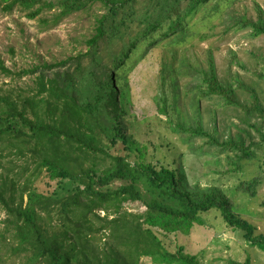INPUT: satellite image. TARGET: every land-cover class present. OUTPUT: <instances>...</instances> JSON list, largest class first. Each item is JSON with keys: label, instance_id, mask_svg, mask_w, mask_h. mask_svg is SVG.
<instances>
[{"label": "trees", "instance_id": "obj_1", "mask_svg": "<svg viewBox=\"0 0 264 264\" xmlns=\"http://www.w3.org/2000/svg\"><path fill=\"white\" fill-rule=\"evenodd\" d=\"M40 1L30 16L56 6L65 15L95 2L105 11L96 14L95 31L87 40L91 54L87 91L77 87L69 71L45 73L65 61L20 70L18 74L34 75L31 94L13 96L0 90V145L5 143L19 154L37 155L35 174L23 176L21 184L15 178L18 171L12 177L0 174V204L7 214L0 241H6L11 230V251L18 256L24 252V264H141L142 257L157 264H201L197 254L185 252L183 246L169 250L154 228L187 235L193 224L205 223L204 212L215 209L228 227L242 230L251 245L264 251V235L256 234L255 225L234 212L221 189L189 188L181 167H157L144 160V146L123 124L127 78L144 47L167 39L168 47L182 48L202 28L224 18L226 9L238 0H0V6L10 10L16 4L30 7ZM226 29H247L254 38L264 35V20L240 15ZM95 69L100 72L96 74ZM0 71L12 73L1 56ZM120 81L122 91L117 87ZM234 91L220 81L211 60L194 102L199 105L208 98L237 104ZM255 106L264 115V108ZM159 111L167 113L166 104ZM172 130L190 145L200 139L208 148L234 152L237 163L253 156L251 143L232 136L220 139L215 129L199 123L186 125L177 120ZM104 137L111 144L120 141L126 153H110L102 143ZM99 154L110 162L100 171L95 161ZM132 154L134 161L129 159ZM34 175L41 181L48 178L62 184L68 179L76 185L72 192L59 195L54 189L44 191L34 185ZM116 180L122 183L110 186ZM134 201L145 210L124 208V203ZM98 234L102 236L95 239ZM229 264L251 263L231 260Z\"/></svg>", "mask_w": 264, "mask_h": 264}, {"label": "rangeland", "instance_id": "obj_2", "mask_svg": "<svg viewBox=\"0 0 264 264\" xmlns=\"http://www.w3.org/2000/svg\"><path fill=\"white\" fill-rule=\"evenodd\" d=\"M42 2L30 7L16 4L10 10L4 9L3 4L0 6V56L12 71L9 75L0 71L1 92H10L13 96L33 93L34 75L18 72L58 61L65 63L45 69V73L69 71L75 75L77 87L87 91L91 77L87 74L91 69L87 40L95 31L96 14L103 13L104 6L99 2L89 3L84 9L65 15H60L58 6L46 7L30 16ZM240 15L255 20L262 16L264 20V0L236 1L226 9L224 18L215 20L208 29L202 28L200 35L193 36L182 48L168 47L164 44L167 39L144 47V54L127 78L128 98L124 104L123 124L127 133L144 146V160L157 167H181L189 188L200 190L214 186L221 189L234 212L254 224L256 234L264 235V115L255 110V105L264 108V35L253 38L247 29L227 30L230 20ZM211 60L220 81L235 90L237 104L208 98L195 104L194 96L197 97ZM98 71L94 70L96 74ZM117 87L122 91L123 81L118 82ZM163 104H166L167 113L159 111ZM177 120H183L186 125L199 123L215 129L220 139L232 136L251 143L253 156L237 163L234 152L208 148L200 139L191 141L190 145L172 130ZM102 143L110 153H126L120 141L111 144L104 137ZM203 145V149H198ZM36 157L30 151L19 154L15 148L2 143L0 174L12 177L18 171L15 178H20L21 184L24 177L35 174ZM129 159L134 161L136 155L132 154ZM95 161L99 171L110 163L103 154ZM32 181L44 191L54 189L59 195L72 192L76 185L68 179L62 184L55 179L41 181L37 175ZM121 183L116 180L110 186ZM26 198L27 193H24V202ZM123 206L132 212L145 210L139 201L126 202ZM97 211L104 215L103 210ZM6 216L0 204L2 232ZM202 216L205 223L193 224L187 235L154 230L169 250L183 246L185 252L197 254L201 264H229L231 260L264 264V251L251 245L242 230L228 227L219 211L211 209ZM52 221L56 223L55 218ZM6 236V241H0V264H24L25 253L18 252V256L11 251V230ZM100 236L102 234L96 235L95 239ZM140 263L157 264L150 257H142Z\"/></svg>", "mask_w": 264, "mask_h": 264}]
</instances>
